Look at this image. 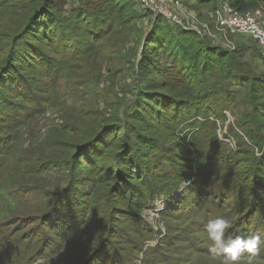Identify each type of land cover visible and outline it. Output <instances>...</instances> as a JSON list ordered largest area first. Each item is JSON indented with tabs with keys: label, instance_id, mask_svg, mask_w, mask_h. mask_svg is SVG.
<instances>
[{
	"label": "trees",
	"instance_id": "obj_1",
	"mask_svg": "<svg viewBox=\"0 0 264 264\" xmlns=\"http://www.w3.org/2000/svg\"><path fill=\"white\" fill-rule=\"evenodd\" d=\"M197 1L264 10V0ZM0 10V264H134L150 240H159L154 252L172 244L170 227L161 239L150 236L142 216L159 199L160 214L175 221L194 222L212 203L208 209L232 225L226 237L258 234L264 247V156L254 155L264 149V75L253 66L257 58L264 65L260 46H212L138 0H0ZM124 31L139 36L135 89L109 82L115 102L89 128L77 115L62 116L45 144L60 155L33 142L22 151L33 119L53 104L78 105L62 96L63 83L79 75L74 86L103 98L91 58ZM79 60L89 76L73 66ZM242 91L249 110L225 131ZM179 135L185 158L171 150ZM49 176L56 187L43 180ZM246 260L247 253L237 263Z\"/></svg>",
	"mask_w": 264,
	"mask_h": 264
},
{
	"label": "rangeland",
	"instance_id": "obj_2",
	"mask_svg": "<svg viewBox=\"0 0 264 264\" xmlns=\"http://www.w3.org/2000/svg\"><path fill=\"white\" fill-rule=\"evenodd\" d=\"M138 2L140 9L150 10L156 16H162L158 11H172L183 19L185 27L196 30L212 46H218L225 50H233L235 48H257L258 40L254 38L253 35L238 30L232 32L230 28L222 27V25H219L216 22L215 15L217 14V11L223 12L224 14V12L229 11L231 8L236 12V10L226 2L216 6H209L199 3L197 0H154L155 11L150 7L142 6L140 0H138ZM240 14L254 16L259 21L258 24L264 28L263 9H250L245 13ZM124 33L127 35L124 36L123 34L121 37L118 35L112 38L108 37L107 42L99 47V52L91 58V62H93L94 66H96L95 68L99 70L96 71V76H100L99 90L103 94V98L95 97L92 93H90V95H88V93L84 94L86 93L84 86H74L73 83L76 79L78 82L82 80L79 75H76L74 79L72 78L71 85H67L66 82L63 83L60 91L62 96L65 94V98L70 103L77 100L78 105L74 108H68L62 104L60 106L53 104L48 107L44 113L33 119L28 126L23 128L22 151L28 152L25 148L28 147L29 143L31 144L33 142L34 145H42L47 151L55 152V154L60 155L62 152L59 149L50 144H45L50 143V131L61 123V119H63L62 116L71 118L73 115H77L82 118L84 127L89 128L91 121L95 117L99 120L108 117V107L115 102V100H112L111 96L107 94L108 91L106 90V87L109 85V82L116 83L114 85L115 89H135L134 85L139 78V74L137 73L138 61L141 56V51L135 44L139 36L137 34L130 35L126 31H124ZM128 35L130 36L129 38H127ZM109 38L111 39L109 40ZM120 42L122 43L120 44ZM76 65L83 70V76L89 74L85 63L81 60L75 62L73 66L76 67ZM253 66L256 68V73L264 75V65L261 63L260 58L254 59ZM114 73H117L115 81H113ZM214 80V77L209 79L210 82H213ZM68 87H73L74 90H71V88L70 90L73 93L75 91L77 97L71 98L67 95L66 89ZM244 94L245 93L242 91L238 96L235 105H233L236 106L234 111L232 109L233 107H231L229 111H226L227 120L224 126L228 128H225V131L228 130V132H230L231 127L237 129L235 126L237 114L249 110L247 109L248 106ZM79 95H84V99L82 100V98H79ZM18 101H21V99H18ZM22 104L24 103L22 102ZM83 104L87 107H82ZM81 110H85V114L79 115V111ZM90 110H92L93 113H89ZM231 134L232 138H230L229 141L231 147L234 148L236 145V139L233 133ZM180 137L181 135L174 137L172 141H170V143H172L171 150L176 155H180L181 158H185V156L188 155V151L183 147H180ZM32 149L30 151H32ZM165 168L171 169L172 167L167 164ZM43 180L48 181L51 186L56 187L54 186V183L57 181L56 178L49 176L48 179L43 178ZM163 203L164 199L157 200L151 205V207L143 210L142 216L152 227V234L150 236H159L161 239L166 233H169L168 227H170V236L172 238L170 242H172L173 245H169V241H167L164 247L159 249L160 251L154 252L155 250L151 247H153V244L156 245L159 240H150L144 246L143 251L139 253L140 257L136 263L134 262V264H225L222 255L218 256L210 251L214 246V242L208 237L206 225L210 219L217 217L207 207L214 208L212 203L205 202L200 206L199 211H197L199 217L194 222H190L189 220L175 221L166 218L163 214L161 215L160 213L164 209ZM2 238L3 237H0V242L3 240ZM203 243L204 245H202ZM174 247L176 248V253L174 252V249H172ZM262 247L263 243L261 244V248ZM261 248L259 253L263 256L264 247L263 249ZM131 249L132 247L128 246L123 250L121 253L123 257L127 255ZM156 249L158 250V246ZM66 261L69 262V260ZM237 264H249V260ZM251 264H264V261L262 259L252 260Z\"/></svg>",
	"mask_w": 264,
	"mask_h": 264
},
{
	"label": "clouds",
	"instance_id": "obj_3",
	"mask_svg": "<svg viewBox=\"0 0 264 264\" xmlns=\"http://www.w3.org/2000/svg\"><path fill=\"white\" fill-rule=\"evenodd\" d=\"M254 155L257 159L261 158L264 156V149L257 146ZM231 227L230 221L224 217H216L208 221L206 225L207 234L209 239L214 242L210 251L222 255L225 264H237L241 256L247 253L249 264H251L252 259L260 251L261 236L257 234L245 237L240 234L226 237L225 233Z\"/></svg>",
	"mask_w": 264,
	"mask_h": 264
},
{
	"label": "built area",
	"instance_id": "obj_4",
	"mask_svg": "<svg viewBox=\"0 0 264 264\" xmlns=\"http://www.w3.org/2000/svg\"><path fill=\"white\" fill-rule=\"evenodd\" d=\"M140 3L142 6L150 7L155 11L154 0H140ZM158 12L171 23L187 28L184 26L183 19L172 11ZM215 17L219 25L230 28L232 32L238 30L253 35L254 38L258 40V45L264 53V28L258 24L259 21L254 16L240 14L238 11L235 12L230 8L229 11L224 12V14L223 12L217 11Z\"/></svg>",
	"mask_w": 264,
	"mask_h": 264
}]
</instances>
